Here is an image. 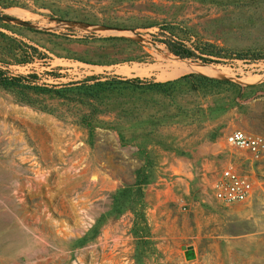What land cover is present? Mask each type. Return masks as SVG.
<instances>
[{"label":"rangeland","instance_id":"obj_1","mask_svg":"<svg viewBox=\"0 0 264 264\" xmlns=\"http://www.w3.org/2000/svg\"><path fill=\"white\" fill-rule=\"evenodd\" d=\"M7 1L0 67L42 89L0 86V264H264V156L226 142L264 135V0ZM187 73L233 85L109 84ZM228 166L250 199L214 198Z\"/></svg>","mask_w":264,"mask_h":264},{"label":"trees","instance_id":"obj_2","mask_svg":"<svg viewBox=\"0 0 264 264\" xmlns=\"http://www.w3.org/2000/svg\"><path fill=\"white\" fill-rule=\"evenodd\" d=\"M10 3H8L7 0H0V5H2L3 7H5L6 5H9ZM160 42H162L163 44H165V47L167 48V50L174 54L175 56H178L180 58H191V59H201L203 62H212L213 60L206 58L203 56V53L197 54L196 52V48L187 45L186 43H184L183 41L179 40V39H173L170 37H165L162 40H159ZM29 48L31 49V52L29 54H31L29 56L28 59H31L33 52L37 51L36 48L29 46ZM29 61V60H27ZM26 61V62H27ZM26 78V79H25ZM33 78H35V76L30 75L28 76V78L22 75H7L6 72L0 67V86L5 88V89H9V90H16V95L19 96V100L24 101L26 103L29 104H34V102L32 101L31 98H29L27 96V94H25V89H42V87L40 85H37L34 83V81L32 80ZM192 78H196L200 81H202L204 84H209V85H219V84H231L232 83L228 82V81H222L219 79H215V78H211L205 75H200V74H194V73H187L184 74L174 80H167V81H153V80H149V79H140L138 77H133V78H123L122 80H116V79H112L111 82H109L110 85L114 84L115 82H121L124 83L128 86H132V87H141L144 89H150V90H156V91H168L171 90L173 88H175V85L181 83L182 81L185 80H189ZM104 83V82H102ZM52 91L55 94L61 95V91L59 89L53 88ZM139 184V183H136ZM128 188H121L119 190L116 191V196H118L117 198H119V196H124L127 191ZM123 206H121V203H117L114 206V209H122ZM86 235H84L83 237H81L80 243H82L83 241H85Z\"/></svg>","mask_w":264,"mask_h":264},{"label":"built area","instance_id":"obj_3","mask_svg":"<svg viewBox=\"0 0 264 264\" xmlns=\"http://www.w3.org/2000/svg\"><path fill=\"white\" fill-rule=\"evenodd\" d=\"M229 145L245 149L254 158L264 156V135L253 134L240 129L231 131L226 136ZM214 198L222 204H233L251 198L254 184L251 178L228 166L220 171L212 182Z\"/></svg>","mask_w":264,"mask_h":264},{"label":"water","instance_id":"obj_4","mask_svg":"<svg viewBox=\"0 0 264 264\" xmlns=\"http://www.w3.org/2000/svg\"><path fill=\"white\" fill-rule=\"evenodd\" d=\"M0 20L19 22L21 25L26 26V27L31 26V24L28 21H20L17 18L10 16V15H6V14H0ZM191 254H192V250L189 248L188 258L192 256Z\"/></svg>","mask_w":264,"mask_h":264},{"label":"bare ground","instance_id":"obj_5","mask_svg":"<svg viewBox=\"0 0 264 264\" xmlns=\"http://www.w3.org/2000/svg\"><path fill=\"white\" fill-rule=\"evenodd\" d=\"M194 68H196V67H194ZM187 70V69H186ZM201 71H203V70H201Z\"/></svg>","mask_w":264,"mask_h":264}]
</instances>
